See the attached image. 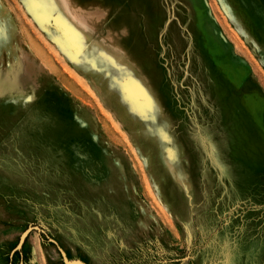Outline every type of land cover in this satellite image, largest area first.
Returning <instances> with one entry per match:
<instances>
[{"label":"rangeland","instance_id":"1","mask_svg":"<svg viewBox=\"0 0 264 264\" xmlns=\"http://www.w3.org/2000/svg\"><path fill=\"white\" fill-rule=\"evenodd\" d=\"M61 1L0 0V264H264V0H107L123 52L103 69ZM51 80L100 124L109 187L117 164L163 228L124 245L93 160L39 142Z\"/></svg>","mask_w":264,"mask_h":264},{"label":"crops","instance_id":"2","mask_svg":"<svg viewBox=\"0 0 264 264\" xmlns=\"http://www.w3.org/2000/svg\"><path fill=\"white\" fill-rule=\"evenodd\" d=\"M68 1L69 9L72 10L73 15L82 17L83 23L69 22V24L74 28H78L81 34H84L82 35L84 58L88 59V62L91 65L93 64L96 69L97 67L104 68L102 63L100 64L103 58H110L116 63L121 57L122 51L116 45L117 38L120 39L123 36V31L120 28L123 23L118 18L121 13L117 14L116 7L108 4L107 0ZM142 11L154 13V8L147 5L142 8ZM108 12L112 17H108ZM110 49L113 50L111 51ZM87 53L89 54L87 55ZM189 60H191L190 56ZM93 72L97 73V71ZM98 72L108 73L106 70ZM113 72L115 71L113 70ZM19 75L20 77H18L22 79V74L19 73ZM39 90L36 104L37 119L34 127L38 136L37 139L42 145L51 150L45 144V138L60 137L65 139L62 148L51 150V153L68 156L70 153L74 154L76 150L87 156V159L93 160L92 163H82L85 166L83 169L95 171L98 179L96 184H91L90 187L97 192L98 197L103 195L108 199L119 212L120 218L116 230L123 235V244L131 246L130 243L134 241L136 244L138 235L144 232L151 234L154 230L163 228L162 223H158L160 220L146 201L141 200V197L137 195L136 185L123 177L112 157L110 159L114 160V165L116 164L121 180L116 187H109L107 174L103 170L105 168L104 162L91 157L94 156L93 152L100 153V155L104 153L106 157H109V154L107 156L103 150L100 138L97 135L99 130H101L100 124H98L97 120L94 123L90 121V116H92L91 109L77 100L59 82L51 80L47 86ZM105 227L108 228L109 225L105 223ZM87 263L95 264L91 261Z\"/></svg>","mask_w":264,"mask_h":264},{"label":"bare ground","instance_id":"3","mask_svg":"<svg viewBox=\"0 0 264 264\" xmlns=\"http://www.w3.org/2000/svg\"><path fill=\"white\" fill-rule=\"evenodd\" d=\"M56 1V0H55ZM63 1V0H62ZM61 1V2H62ZM58 4V3H57ZM62 4V3H61ZM64 4V3H63ZM73 4V3H72ZM65 5V4H64ZM59 6V5H58ZM60 7V6H59ZM63 7V6H62ZM65 7H66V5H65ZM97 8V7H96ZM67 10V9H66ZM88 11V10H87ZM64 12V11H63ZM67 12V14H68V11H66ZM70 13V12H69ZM72 13V12H71ZM72 16H74V15H72ZM43 17V16H42ZM68 17V16H67ZM48 18V17H47ZM71 18V17H70ZM69 18V19H70ZM79 19V18H78ZM75 22V21H74ZM75 24V23H74ZM77 24V23H76ZM80 26V25H79ZM89 26V25H88ZM69 27V26H68ZM90 27V26H89ZM73 28V27H72ZM69 29H71V27L69 28ZM82 29V28H81ZM74 32V31H73ZM76 32H80V31H76ZM85 33V32H84ZM86 34V33H85ZM82 35H84V34H82ZM91 37V36H90ZM102 45V44H101ZM110 46V45H109ZM107 49H109V48H107ZM114 49V48H113ZM112 49V50H113ZM111 50V49H110ZM111 50V51H112ZM118 52V51H117ZM123 52V51H122ZM125 59V58H124ZM120 64V63H119ZM113 173V175L114 176H116V174L114 173V172H112ZM147 183V182H146ZM149 187H148V184H147V189H148ZM28 235V234H27ZM25 237H26V234L24 235V237H23V239L22 240H24L25 239ZM61 256H62V262H63V264H68L67 262H75V263H72V264H88V263H86V262H84V261H80V260H77V261H70V260H68L67 259V257H66V255L64 254V256H63V254L61 253ZM67 261V262H66Z\"/></svg>","mask_w":264,"mask_h":264},{"label":"water","instance_id":"4","mask_svg":"<svg viewBox=\"0 0 264 264\" xmlns=\"http://www.w3.org/2000/svg\"><path fill=\"white\" fill-rule=\"evenodd\" d=\"M62 254H63V256H64V253H62ZM66 262H67V261H66ZM67 263H68V264H72V263H75V262H70V263H69V262H67Z\"/></svg>","mask_w":264,"mask_h":264}]
</instances>
